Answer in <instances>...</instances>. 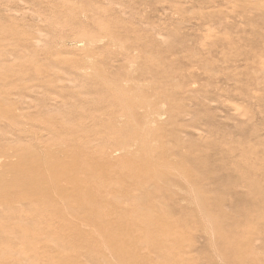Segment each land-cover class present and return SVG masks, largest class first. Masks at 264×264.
I'll list each match as a JSON object with an SVG mask.
<instances>
[{"label":"rangeland","instance_id":"obj_1","mask_svg":"<svg viewBox=\"0 0 264 264\" xmlns=\"http://www.w3.org/2000/svg\"><path fill=\"white\" fill-rule=\"evenodd\" d=\"M0 264H264V0H0Z\"/></svg>","mask_w":264,"mask_h":264},{"label":"bare ground","instance_id":"obj_2","mask_svg":"<svg viewBox=\"0 0 264 264\" xmlns=\"http://www.w3.org/2000/svg\"><path fill=\"white\" fill-rule=\"evenodd\" d=\"M42 198V197H41Z\"/></svg>","mask_w":264,"mask_h":264}]
</instances>
